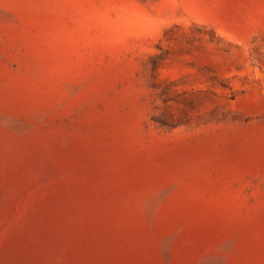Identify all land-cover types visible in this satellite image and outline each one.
Listing matches in <instances>:
<instances>
[{"label": "rangeland", "instance_id": "obj_1", "mask_svg": "<svg viewBox=\"0 0 264 264\" xmlns=\"http://www.w3.org/2000/svg\"><path fill=\"white\" fill-rule=\"evenodd\" d=\"M0 264H264V0H0Z\"/></svg>", "mask_w": 264, "mask_h": 264}]
</instances>
